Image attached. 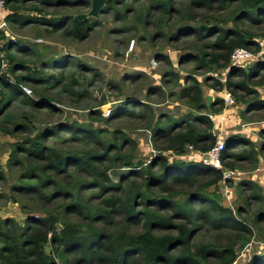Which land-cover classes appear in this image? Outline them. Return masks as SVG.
<instances>
[{"label": "trees", "instance_id": "16d2710c", "mask_svg": "<svg viewBox=\"0 0 264 264\" xmlns=\"http://www.w3.org/2000/svg\"><path fill=\"white\" fill-rule=\"evenodd\" d=\"M29 1L3 0L6 10L3 22L20 26L41 24L47 27L46 33L62 32L76 41L85 39L96 24L90 19L74 20L69 14H58L48 19L18 14L16 10ZM137 1L141 0H106V5L100 8L98 14L114 10V18H124L131 8L130 2ZM143 1L147 3L144 17L147 22H153L152 14L160 9L166 15L173 12L178 15L173 29L166 34L159 29V19L148 24L156 27L151 38L165 35L167 41L173 44L193 38L195 43L189 48H193L195 54H180L177 62L182 64L193 59L195 65L206 72L228 67L234 48L251 49L257 42L249 39L244 30L236 26L225 28L198 21L196 9L213 10L215 4L225 9L240 1L232 9L233 20L264 25V0ZM85 2L38 0L37 4L43 8H74L83 6ZM181 2L186 4L182 6V11L176 6L182 5ZM26 8L41 13L36 5ZM10 40L0 31V51L9 62L7 72L14 80L9 81L5 75H0V130L5 133L27 132V125L12 121L11 114L6 111L13 102L35 111L48 109L47 112L54 113L58 109L49 103L50 98L46 94L39 93L36 97L23 94L17 86L19 83L40 86L43 91L62 88L60 93L78 99L84 94L73 90V78L62 83L61 73L69 60L66 56L62 55L59 62L39 61V68L28 69L10 51L25 52L28 47L21 40ZM159 59L171 65L166 55L160 54ZM73 64L77 68L84 67L79 60ZM48 66L59 68L58 77L43 72ZM16 70L24 73L17 75ZM262 71L264 61L260 59L248 70L228 68L223 82L207 76L202 82L193 76H185L178 97L184 99L195 113L166 121L159 118V122L152 125L155 137L165 142L162 149L182 155L190 145L195 152L204 153L215 143L214 122L206 111L219 114L224 103L220 96H216L207 104L203 98V85L210 89H226L245 102V109L240 112L243 118L251 110L264 109V99L256 96L245 99L237 94L239 90H248V83L255 87L264 85ZM167 74L172 79L179 77L175 71H168ZM234 78L241 79L236 81ZM158 90L157 86L146 88L149 94ZM256 93L254 89L253 94ZM127 103H121L117 109L112 108L107 119L116 118L124 106H131L125 105ZM93 112L99 115L97 110ZM64 132L69 134V139L86 148L77 152L53 147V142L60 139V134ZM260 133H264V128L260 129ZM126 143L133 142L126 136L109 140L100 129L70 121L41 127L34 134L14 143L9 163L21 171L11 188L17 194L32 195L42 208L40 215L26 216L21 226L9 219L0 220V264H232L237 255L236 245L250 241L254 228L260 230V224L264 223V208L252 212L247 221L241 215L246 210L242 204H236L233 210L203 191L222 179L220 168L204 166L193 158L175 160L163 155H156L144 168L139 161L133 162L132 154L123 150ZM237 143L252 146L251 141L242 136L225 138L221 153L224 168L235 169L234 162L257 160V153L251 146L250 149L233 151ZM259 147L263 151L264 142ZM135 166L138 169H133ZM112 168L127 170L113 173L114 180L108 175V170ZM243 182L253 183L251 180ZM259 188L264 197V191ZM180 195L184 198L177 199ZM262 244L249 257L247 264H264V237Z\"/></svg>", "mask_w": 264, "mask_h": 264}, {"label": "rangeland", "instance_id": "374dc122", "mask_svg": "<svg viewBox=\"0 0 264 264\" xmlns=\"http://www.w3.org/2000/svg\"><path fill=\"white\" fill-rule=\"evenodd\" d=\"M37 2L38 0H31L26 3L28 5H36L41 9V13L28 10L26 8L27 4L23 5L24 7L27 5L25 8L20 7L16 11L21 15L42 16L47 19L58 16V14H69L72 18L76 15H84L85 19L96 21V24L88 32V36L80 41L66 37L62 32L46 33L45 28L47 27L41 24H26L22 26L4 24L5 36L14 38L17 41L21 40L28 47L25 52H18L15 49L10 50L16 60L23 61L28 69H32L39 68V61L57 60L59 62L62 55L66 56L69 60L67 67L61 73L63 76L62 83H66V80L73 78L75 80L73 90L81 91L84 94L82 98L78 99L76 96L70 97L67 94L60 93L59 91L62 88L43 91L40 86H32L30 83H25L23 85L30 89L31 97H36V94L39 93L46 94L50 98L49 103H52L58 110L54 113L47 112L48 109L35 111L23 107L16 101L6 110L11 114L12 121L19 124L25 123L28 127L27 132L23 130V132L5 133L0 130V220H12L18 226L23 225L26 216L40 215L42 206L32 195H20L11 188L13 183L17 181L21 171L20 168L9 163L10 157L13 156L14 143L19 142L26 135L34 134L41 127H51L54 124L70 121L100 129V131H103L104 137L109 140L120 139L123 136L129 137L133 143H126L123 150L132 154L134 156L133 162L139 161L141 167L146 168L156 155H163L175 160L182 159L181 156L162 149L165 142L155 137L152 132V125L157 121L159 122V118L161 121H166L168 118L179 119L186 117L187 114L195 113L194 109L186 105L184 99L178 97V91L180 86L184 84L185 76H193L201 82L205 76L209 79L223 82L228 70V67H225L206 72L201 67L196 66L193 59L178 64L177 59L180 54L181 56L195 54L194 49L189 48L195 43L193 38L182 39L176 44L170 43L167 41L166 36L161 34L151 38V35L156 32V27L148 24H153L155 20L159 19V29H162L166 34L173 29L178 15L174 12L166 15L160 9L158 13L152 14L153 22H147L144 20L147 11L146 1L130 2L131 8L124 18H114V10L100 13L95 17L88 15L90 9L89 0H86L83 6L74 8H43ZM239 3L240 1L235 2L225 9L222 6L220 8L219 4H215L213 10L196 9V18L200 22H207L211 25H219L225 28H234L235 26L241 28L244 30L245 35L255 43L257 40L264 39V25L259 26L246 21L239 23V21L233 20L232 9L234 6L237 7ZM181 4H176V6L182 11L184 9L182 6L186 4L182 2ZM103 5H106V0H104ZM195 23L191 22L190 24ZM132 40L135 43L131 49L129 43ZM251 50L259 51L258 44L253 45ZM160 54L166 55L171 61V65L165 60H160ZM1 57L5 59L2 54ZM260 59L264 61V54L258 58V60ZM77 60L81 61L82 66L89 67V69L84 67L77 68L73 64ZM4 61L5 66L1 74L5 75L9 81H14L7 72L9 62L7 59ZM58 69L57 67L48 66L43 72L53 77H58ZM168 71L177 72L179 77L172 79L173 77L168 76ZM21 73H24V71L16 70L15 72L17 75ZM96 73L97 75L93 76ZM238 79L241 78H234L236 81ZM246 85L249 87L248 90H239L237 94L245 99L255 96L259 99H264V86L255 87L252 83ZM148 86H157L160 91L149 94L146 91ZM254 89L257 91L256 95L253 94ZM203 90L205 93L211 92L212 95H217L221 91L210 89L207 85H203ZM230 94L234 97L236 103L233 108L231 107V114L234 118L228 119L227 110L224 119L218 116L212 121L214 124L224 123L226 125L225 128L230 132L235 130L226 139L242 136L250 140L252 143V146H250L257 153V160L234 162L235 169L224 168L221 165V170L230 169L236 171L237 174L234 178L228 179L227 182L220 179L219 182L206 187L203 191L207 195L216 197L221 205L233 210L236 204H242L246 210L241 215L249 221L252 212L260 207L264 208L263 194L257 186L258 184L252 180V175L255 174L254 170L259 164V157L264 161V150L260 151L259 149V145L264 142V133H260L262 128L256 129L258 128L257 122H262L264 125V109L251 110L243 118L240 112L245 109V102L237 99L231 92ZM46 99L48 98L46 97ZM207 99L210 101L209 97ZM121 103H127L125 105L129 104L131 106L127 108L124 106L121 110L119 109L120 112L116 114V118L108 120L107 118L111 114L112 108H119ZM96 110L99 115L93 112ZM206 112L211 113L210 111ZM104 119L107 120L105 121ZM245 121L252 123L250 126L257 130V136L253 134L254 129L250 130V132L242 129ZM214 129V133L219 131L217 126ZM60 135V139L53 142L52 145L56 149H69L81 152L86 148L78 141L69 139L67 132ZM250 146L237 143L233 147V151L238 152L250 149ZM190 150L187 147L185 153L189 154ZM228 161L230 162V160ZM133 169H138V167L135 166ZM121 170L126 171L127 168H112L108 170V175L116 180L113 173ZM248 180H251L254 184L243 182ZM136 182H139V180ZM183 198V195L177 197V199ZM262 233H264V223L260 224L259 231L254 228L250 241L246 243L239 242L236 245L237 255L232 264H247L249 257L262 247V238L264 237ZM45 249H48L47 246Z\"/></svg>", "mask_w": 264, "mask_h": 264}, {"label": "built area", "instance_id": "2783aa9c", "mask_svg": "<svg viewBox=\"0 0 264 264\" xmlns=\"http://www.w3.org/2000/svg\"><path fill=\"white\" fill-rule=\"evenodd\" d=\"M3 7V0H0V8ZM0 26H4V23L2 22ZM258 46H259V51H253L251 49L245 48V47H236L232 50L230 53L229 57V66L230 67H235V68H241V69H246L253 65L258 58L264 54V39H260L256 41ZM134 41L132 40L129 43V47L132 49L134 46ZM5 66V61L1 57L0 53V75L1 72L3 71V67ZM19 89L22 91L23 94L30 96L31 91L30 89L23 85V84H18L17 85ZM220 97L223 100L224 103V108L222 110V113L220 114H213V113H208V117L213 120L214 118H217L218 116L221 117V119L225 118V114L227 112V109H231V107L235 106V99L234 97L227 92L226 89H223ZM190 150V153H184L181 156L182 158H193L198 160L199 162L202 163L204 166H208L211 168L219 169L221 168V153L224 149V140L221 137L216 138L215 143L204 153H199L195 152V150L192 148V146H187ZM237 174L236 171L230 170V169H225L222 170V179H231L234 178L235 175Z\"/></svg>", "mask_w": 264, "mask_h": 264}, {"label": "crops", "instance_id": "0c3cea01", "mask_svg": "<svg viewBox=\"0 0 264 264\" xmlns=\"http://www.w3.org/2000/svg\"><path fill=\"white\" fill-rule=\"evenodd\" d=\"M5 13H6V10L2 7V8H0V24L3 22V18H4V15H5ZM4 23V22H3ZM5 24V23H4ZM0 31H2L3 33L5 32V30H4V26H0ZM6 34V33H5ZM7 38L8 39H14V38H10V37H8L7 36ZM15 40V39H14ZM2 54V53H1ZM3 55V54H2ZM5 60V59H4ZM262 86H264V85H262ZM222 91L223 90H221V91H219L218 93H217V95H212L211 94V92H206L205 93V91L203 90V98H204V101L207 103V104H209L214 98H216V96H220L221 95V93H222ZM220 94V95H219ZM212 95V96H211ZM209 97V99H210V101L207 99V97ZM233 108V107H232ZM231 108V109H232ZM231 109H227L228 110V119H230L231 117L232 118H234L233 116H232V114H231ZM230 110V111H229ZM231 118V119H232ZM242 121H244V120H242ZM240 122V121H239ZM245 123V124H244ZM243 124H244V127L242 128L243 130H248L249 132H250V130L252 131V129H254V128H251V122H244ZM264 123V122H263ZM217 126V129L219 130L217 133H215L216 134V136H217V138L218 137H221L223 140H225V138L226 137H228V135L229 134H233L234 132H235V130H232L231 132L230 131H228L225 127H226V125L224 124V123H217V124H214V127H216ZM220 126V127H219ZM257 127L258 128H256L257 130L258 129H260V128H263L264 127V125L262 124V122H257ZM214 129V128H213ZM215 130V129H214ZM257 130H255L254 129V135H256L257 136ZM237 132V131H236ZM253 142H254V140H253ZM254 172H255V174H253L252 175V180L254 181V182H256L257 184H258V186L259 187H261V189H263L264 190V161H262L261 159H260V157H259V164H258V167L254 170ZM263 245V244H262Z\"/></svg>", "mask_w": 264, "mask_h": 264}, {"label": "water", "instance_id": "95a60500", "mask_svg": "<svg viewBox=\"0 0 264 264\" xmlns=\"http://www.w3.org/2000/svg\"><path fill=\"white\" fill-rule=\"evenodd\" d=\"M90 1V9L88 11V15L97 16L100 8L103 6L104 0H89ZM74 20H84V15H76L73 16Z\"/></svg>", "mask_w": 264, "mask_h": 264}, {"label": "clouds", "instance_id": "9594fccd", "mask_svg": "<svg viewBox=\"0 0 264 264\" xmlns=\"http://www.w3.org/2000/svg\"><path fill=\"white\" fill-rule=\"evenodd\" d=\"M252 66V65H251ZM196 160V159H195Z\"/></svg>", "mask_w": 264, "mask_h": 264}]
</instances>
